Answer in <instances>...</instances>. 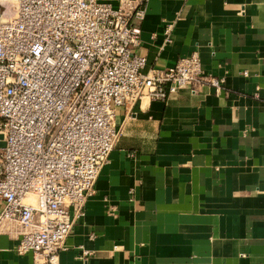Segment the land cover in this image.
Here are the masks:
<instances>
[{"label":"crops","instance_id":"obj_1","mask_svg":"<svg viewBox=\"0 0 264 264\" xmlns=\"http://www.w3.org/2000/svg\"><path fill=\"white\" fill-rule=\"evenodd\" d=\"M142 1L141 72L196 51L223 83L115 109L57 264H264V0ZM15 244L0 232V264H32Z\"/></svg>","mask_w":264,"mask_h":264},{"label":"built area","instance_id":"obj_2","mask_svg":"<svg viewBox=\"0 0 264 264\" xmlns=\"http://www.w3.org/2000/svg\"><path fill=\"white\" fill-rule=\"evenodd\" d=\"M144 13L142 0H0V232L32 264H57L118 137L117 107L221 89L196 51L142 73Z\"/></svg>","mask_w":264,"mask_h":264},{"label":"water","instance_id":"obj_3","mask_svg":"<svg viewBox=\"0 0 264 264\" xmlns=\"http://www.w3.org/2000/svg\"><path fill=\"white\" fill-rule=\"evenodd\" d=\"M2 136H1V134H0V148H2L3 147V145H4V143H3V141H2Z\"/></svg>","mask_w":264,"mask_h":264}]
</instances>
